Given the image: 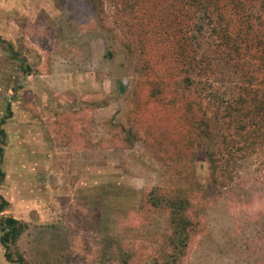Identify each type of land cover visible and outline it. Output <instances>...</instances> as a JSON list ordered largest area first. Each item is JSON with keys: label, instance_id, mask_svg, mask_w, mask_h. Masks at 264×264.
Wrapping results in <instances>:
<instances>
[{"label": "rangeland", "instance_id": "obj_1", "mask_svg": "<svg viewBox=\"0 0 264 264\" xmlns=\"http://www.w3.org/2000/svg\"><path fill=\"white\" fill-rule=\"evenodd\" d=\"M0 38V119L8 103L12 112L0 142V195L8 202L0 216L24 224L12 255L29 264L151 261L167 225L163 211L141 206L145 194L185 186L189 176L207 185L206 160L197 157L190 175L158 157L134 60L79 0H0ZM137 106L145 118L129 145L123 129ZM260 152L199 199L183 264H264ZM100 240L117 242L109 248L118 252ZM0 264H10L1 244Z\"/></svg>", "mask_w": 264, "mask_h": 264}, {"label": "trees", "instance_id": "obj_2", "mask_svg": "<svg viewBox=\"0 0 264 264\" xmlns=\"http://www.w3.org/2000/svg\"><path fill=\"white\" fill-rule=\"evenodd\" d=\"M79 2L134 60L136 89H144V101L152 104V124L145 131L152 132L158 157L190 175L197 157L207 162V185L193 174L170 192L150 189L141 204L152 213L163 211L167 225L159 234L161 250L155 248L152 260L143 264H183L200 224L199 199L227 186L242 163L264 149V0ZM132 113L131 125L123 129L129 145L145 118L140 106ZM11 115L8 103L0 142L2 124ZM2 152L0 144V162ZM7 204L0 195V213ZM90 222L97 231L98 221ZM23 227L11 216H0V244L10 264H29L10 250ZM100 244L110 255L118 252L109 248L117 242Z\"/></svg>", "mask_w": 264, "mask_h": 264}, {"label": "flooded vegetation", "instance_id": "obj_3", "mask_svg": "<svg viewBox=\"0 0 264 264\" xmlns=\"http://www.w3.org/2000/svg\"><path fill=\"white\" fill-rule=\"evenodd\" d=\"M7 119V118H6ZM6 119H5V121H6ZM1 120V119H0ZM5 123V122H4ZM3 125V124H2ZM3 128V127H2ZM5 130V129H4ZM5 135H6V132H5ZM5 137V136H4ZM0 139H1V137H0Z\"/></svg>", "mask_w": 264, "mask_h": 264}]
</instances>
